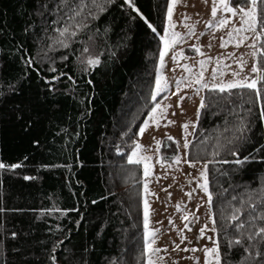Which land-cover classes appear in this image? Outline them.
Instances as JSON below:
<instances>
[{"label": "trees", "instance_id": "trees-1", "mask_svg": "<svg viewBox=\"0 0 264 264\" xmlns=\"http://www.w3.org/2000/svg\"><path fill=\"white\" fill-rule=\"evenodd\" d=\"M54 2L0 0V162L21 165L0 169V264H146L144 170L129 164L128 157L139 142V129L165 96L151 98L170 0H135L155 33L124 0L107 3L68 49L53 48L55 15L49 13ZM239 2L230 1L231 6ZM260 43L264 38L257 66L264 69ZM85 47L88 52L82 53ZM65 55L68 59L61 60ZM89 57L100 64L88 65ZM29 58L31 66L25 63ZM54 76L60 79L49 84ZM203 101L188 160L207 164L221 256L229 264H245L240 245L226 253L228 240L240 235L232 227L224 230L222 215L229 203L240 207L232 200L237 194L258 203L264 195V150L253 151L264 144L259 116L264 93L208 89ZM245 117L248 142L229 144ZM160 153L163 163H172L177 144L165 138ZM246 156L245 163H235ZM256 211H264V204ZM243 231L255 229L245 225ZM248 244L264 252L259 237L243 240Z\"/></svg>", "mask_w": 264, "mask_h": 264}, {"label": "rangeland", "instance_id": "rangeland-1", "mask_svg": "<svg viewBox=\"0 0 264 264\" xmlns=\"http://www.w3.org/2000/svg\"><path fill=\"white\" fill-rule=\"evenodd\" d=\"M212 7L213 0H178L172 15L174 27L169 29L167 17L165 30L160 35V37L166 36L170 31L178 34V43L172 46L164 56V67L161 68L160 61L158 66L157 80L163 76L169 86L167 91H162L158 95H165L158 104L160 106L170 105V107H167L163 116L160 115V109H157L156 116L159 127L155 121L149 119L152 116V112L150 113L145 122L150 126L143 136L140 135L138 142L142 145L140 155L151 157L149 161L151 173L147 177L144 175V185L147 183L148 188L147 193L143 185V204L145 198L149 204V229L146 230V233L150 230H158L153 247L161 250L167 249V251H161L153 256V260L157 264H206V255L203 249L213 247V241L208 237L217 239L216 232L210 230L215 227L211 222L213 217L212 201L210 204L208 203V194L200 187V184L203 183L200 170L206 163H196V167L185 163V160H188L189 147L202 110L200 108L201 100L204 99V93L208 89H203L197 94L196 90L199 85L182 86L179 95H175L174 93L178 91L175 87L176 81L183 80L186 85L188 80H193L195 75L201 71L199 64L201 60L207 61L204 70L205 82L211 81L212 73L217 69V59L221 61L217 71L219 77L217 82H227L245 76L255 77L256 75L251 72V69L254 64L257 66L258 44L255 57L251 55L253 49L249 47L253 43L252 39L245 41L238 48L234 43H228L227 47H224V41L228 39V32L233 25L239 26V20H234L225 28L215 26L208 28L209 21L215 25L216 20L225 17L231 18V13H225L219 9L214 20L211 16ZM186 25L194 27V35L189 34V28ZM196 47L204 55H200L195 50ZM187 49L192 51H186ZM163 52L164 41L162 40L161 53ZM181 53L186 58H181L179 55ZM239 57L246 61L243 70L237 63ZM185 65L192 69L191 73L185 70ZM221 71L225 75L220 76ZM233 72H240L241 76L233 77ZM179 97H184V99L178 106ZM168 121H174V123L168 124ZM185 123L189 124L186 131L182 127ZM169 136L177 144L178 154L176 157L181 158L179 164H176L175 160L172 163L162 162L160 153L162 142ZM156 141H160L159 146ZM186 142L189 144L188 148L184 147ZM141 165L143 167V164ZM187 193H191V196ZM178 204L180 210H177ZM186 215L188 216L187 220L184 219ZM205 225L208 226V230L201 238L200 229ZM176 245H179L178 250ZM183 249L198 250L184 251Z\"/></svg>", "mask_w": 264, "mask_h": 264}, {"label": "snow or ice", "instance_id": "snow-or-ice-1", "mask_svg": "<svg viewBox=\"0 0 264 264\" xmlns=\"http://www.w3.org/2000/svg\"><path fill=\"white\" fill-rule=\"evenodd\" d=\"M115 0H55L53 7L51 9L50 15H55V18L51 20V25H56L52 30L56 35L53 37V48L59 47L68 49L71 46V43L74 41V38L78 35L79 32H82L85 28L88 27L87 21L89 19L95 20L99 18V13L106 10L105 5L107 3H114ZM178 0H171V6L167 9V17L169 22V29L174 27L172 22V15L173 9L176 5ZM124 3L127 4L129 8H132L138 15H140L141 19L144 20L145 24L148 28L151 29L152 32H156V28L148 21L146 17L140 13V9L136 7L135 0H124ZM123 6V5H122ZM45 10H48V5L44 4L42 6ZM222 9L225 13H231V18L225 17L219 20H216L215 25H213L212 21L207 23L208 28H213L214 26L217 28H225L234 20H239V26L233 25L231 30L228 32V39L224 41L223 46L227 47L228 43H234L235 46L238 48L245 41L252 39L253 43L249 45L253 49L251 55L255 57L257 55V44L261 42L262 38H264V0H240L236 6H231L230 0H213V7L211 11V16L215 20L218 14V10ZM186 19H189L186 17ZM189 28V34L194 35V27L190 25H186ZM47 29H45L46 31ZM251 35H248V34ZM178 34L174 31H170L168 35L162 36L161 39L164 41V52L160 55V66L161 68L164 67V56L168 53L169 49L178 43ZM223 39V38H222ZM195 47V46H194ZM260 48H264V43H260ZM51 50V49H50ZM200 55H204L200 52L198 47L195 48ZM88 52V48L82 49V53ZM181 58L183 57L182 53L179 54ZM264 55V52L261 53ZM175 58V57H174ZM61 60H67L68 56H62ZM211 59V58H209ZM82 63L84 61H81ZM26 64L31 66L32 59L29 58L25 61ZM86 63L92 67H96L100 64L99 58H87ZM221 61L219 59L216 60L217 69L213 71L211 81L205 82L204 80V70L207 64V61L201 60L199 62L201 71L195 75L193 80H188L187 84H184V81H176L175 87L178 90L175 95H179V90H182V86L192 87L194 84L199 85L197 88V94L203 89H209L211 91H218L219 93L231 92L233 89H250L254 92L256 97H260L262 93H264V87H258L259 84L264 83V69L259 66H254L251 69L252 73H255V77L245 76L239 79L229 80L227 82L220 81L219 77L217 76V71L219 70V65ZM237 63L240 65L241 70H243L246 61L243 60L242 57L237 58ZM185 70L189 73L192 72V69L189 68L187 65L184 66ZM51 71L55 72V67L50 69ZM60 75L68 76L67 73H61ZM225 75L222 71L220 72V76ZM233 77H240V72H233ZM71 79V77H68ZM60 76H54L52 80L48 81L49 84H52L53 81L59 80ZM74 82V81H73ZM91 84V81H88ZM168 83L165 77L161 76L160 79L156 81V88H155V95L151 98L152 100L156 99L162 91H167ZM51 90V89H50ZM184 97H179L178 106ZM166 106H160L159 104L156 105L152 109V116L149 117L150 120L155 121L157 127H159L158 117L156 116L157 109H160V115L163 116L167 110ZM205 104L203 99L201 100L200 108H204ZM248 113L251 114V108L248 109ZM260 119L262 123H264V106L260 108L259 112ZM245 119L247 117L240 119L239 124L235 127L233 131V137L228 139V143L232 144L233 141H243L245 143L248 142V138L245 135L246 131L250 128L249 123H245ZM174 121H168V124H172ZM150 125L145 123L142 128L139 129V135L143 136L144 132ZM182 127L187 130L189 124L185 123ZM230 129L226 128L225 131H229ZM236 133H240V135H236ZM168 139H173L171 136ZM157 145L159 146L160 141H156ZM185 148L189 147L188 142L184 144ZM142 149V145L139 143L136 144V150L131 153L128 157L129 164H143L144 168V175L147 177L151 173V166L149 161L151 157L148 156H141L140 151ZM264 150V144L259 145L253 151L260 152ZM217 153H213L216 155ZM231 155L239 157L238 150H231ZM251 156V153H249ZM249 159L248 156L244 157L243 160L237 158L235 163L243 164ZM176 164L181 162L180 157H176L175 161ZM229 161L224 160L222 163H228ZM185 163H188L191 167H196V163L192 161L185 160ZM5 167L11 168H19L21 167L20 164H14L11 166H6L4 163L0 162V169H4ZM200 177L203 178V183L200 184V187L208 194V203L210 204L212 201V195L208 190V179H207V164H205L202 169L200 170ZM25 179H32V177H25ZM145 192L147 193V183L144 185ZM187 195L191 196V193H187ZM237 196H233L232 200H236L240 207H234L231 203L228 204V209L226 210L228 214L222 215V219L225 221L223 225L224 230L227 231L229 227L233 228L234 232H238L240 238L237 239H229L228 240V248L226 249V253L230 252L232 246L240 245L242 247V258L245 261V264H248L249 261L255 259L256 257L264 256V252L259 250L257 244H248L246 247L243 246V240L253 241L259 237L261 243H264V226L257 227L256 221L261 220L264 221V211L259 212L257 214V208L264 204V195L261 196V201L258 203L252 196H248L247 199L240 198L238 199ZM96 201H93L95 203ZM177 210H180V205L178 204ZM247 211V216H243L244 212ZM185 220L188 219L186 215L184 217ZM231 221L232 223H227ZM211 222L213 225L216 223V219L213 216L211 218ZM245 225L248 226L249 229H255V231H243L245 229ZM143 227L144 229H149V204L147 198L144 199V210H143ZM187 227V225H186ZM190 230V229H189ZM208 230V226L205 225L203 228L200 229L201 238H203L204 233ZM212 232H216V228L213 227L210 229ZM158 230H150L147 231V240H146V248L143 252V255L146 256V264H157L155 260H153V256L161 251H167V249H159L154 248L153 245L155 244V237L157 235ZM182 239H184L182 237ZM208 239L213 241V247L211 248H204L203 251L206 255V264H229L228 260L221 256L220 252V245L219 240L214 239L213 237H208ZM176 249H179V245H176ZM253 249H256L255 256H253ZM184 251H197L198 249H183ZM55 260V256L52 257ZM261 264H264V260L261 261Z\"/></svg>", "mask_w": 264, "mask_h": 264}]
</instances>
